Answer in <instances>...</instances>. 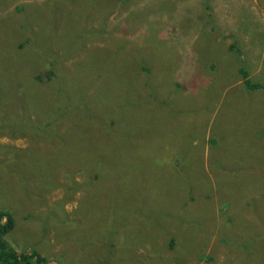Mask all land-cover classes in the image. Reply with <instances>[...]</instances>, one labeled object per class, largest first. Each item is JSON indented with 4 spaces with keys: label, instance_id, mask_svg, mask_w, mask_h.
I'll return each instance as SVG.
<instances>
[{
    "label": "rangeland",
    "instance_id": "1",
    "mask_svg": "<svg viewBox=\"0 0 264 264\" xmlns=\"http://www.w3.org/2000/svg\"><path fill=\"white\" fill-rule=\"evenodd\" d=\"M243 70L264 88V0H0L9 245L264 264V92Z\"/></svg>",
    "mask_w": 264,
    "mask_h": 264
},
{
    "label": "trees",
    "instance_id": "2",
    "mask_svg": "<svg viewBox=\"0 0 264 264\" xmlns=\"http://www.w3.org/2000/svg\"><path fill=\"white\" fill-rule=\"evenodd\" d=\"M245 79V88L248 92H264L262 86L253 85L248 79L246 71H241ZM52 76V72L49 74ZM50 80V78L48 79ZM16 227L13 215L6 211H0V264H51V261L42 257L34 251L18 252L9 245L6 237L10 235Z\"/></svg>",
    "mask_w": 264,
    "mask_h": 264
},
{
    "label": "bare ground",
    "instance_id": "3",
    "mask_svg": "<svg viewBox=\"0 0 264 264\" xmlns=\"http://www.w3.org/2000/svg\"><path fill=\"white\" fill-rule=\"evenodd\" d=\"M18 24V23H17ZM152 241V240H151Z\"/></svg>",
    "mask_w": 264,
    "mask_h": 264
}]
</instances>
